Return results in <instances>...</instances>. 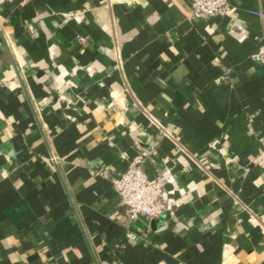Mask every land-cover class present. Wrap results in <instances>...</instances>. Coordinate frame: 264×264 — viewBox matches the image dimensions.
Wrapping results in <instances>:
<instances>
[{"label": "crops", "instance_id": "1", "mask_svg": "<svg viewBox=\"0 0 264 264\" xmlns=\"http://www.w3.org/2000/svg\"><path fill=\"white\" fill-rule=\"evenodd\" d=\"M230 1L0 0V264H264V0ZM143 149L168 207L131 219Z\"/></svg>", "mask_w": 264, "mask_h": 264}, {"label": "built area", "instance_id": "2", "mask_svg": "<svg viewBox=\"0 0 264 264\" xmlns=\"http://www.w3.org/2000/svg\"><path fill=\"white\" fill-rule=\"evenodd\" d=\"M29 0H22L26 2ZM195 12L205 15H226L231 8L230 0H192ZM250 12L264 18V8H250ZM253 56L264 64V40ZM262 148L255 157V163L261 166L264 172V138H261ZM149 150L143 149L135 156L128 168L113 178V184L119 192L126 212L131 219L144 215L149 219L162 216L168 204L165 197V178H151L144 170L143 162ZM129 236H134L129 232Z\"/></svg>", "mask_w": 264, "mask_h": 264}]
</instances>
